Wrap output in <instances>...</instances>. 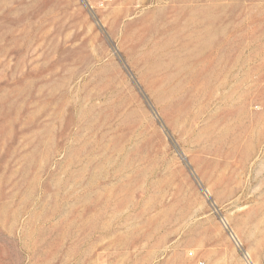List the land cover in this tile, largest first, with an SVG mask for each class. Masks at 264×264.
I'll return each mask as SVG.
<instances>
[{
	"label": "rangeland",
	"instance_id": "obj_1",
	"mask_svg": "<svg viewBox=\"0 0 264 264\" xmlns=\"http://www.w3.org/2000/svg\"><path fill=\"white\" fill-rule=\"evenodd\" d=\"M0 264H264V0H0Z\"/></svg>",
	"mask_w": 264,
	"mask_h": 264
}]
</instances>
